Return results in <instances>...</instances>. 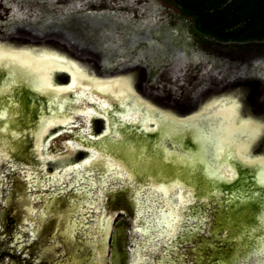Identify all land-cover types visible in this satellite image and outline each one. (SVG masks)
Here are the masks:
<instances>
[{
	"label": "snow or ice",
	"instance_id": "6c2138e0",
	"mask_svg": "<svg viewBox=\"0 0 264 264\" xmlns=\"http://www.w3.org/2000/svg\"><path fill=\"white\" fill-rule=\"evenodd\" d=\"M25 81L36 91L51 87L43 82L42 77L34 75L30 62L15 57L9 58L7 63L0 60V134L10 131L13 141L31 134L36 138L35 148L31 150L34 155L39 150L41 133H46V129L55 123L69 122L66 118L58 119L67 101L61 103L59 96L49 99L47 111L50 116L40 114L38 132H33L31 127H27L26 132L10 130V125L19 128L21 119L31 123L17 98V89L23 87ZM124 103L125 106L131 104L127 106V114H116L120 119L114 121L112 137L97 146L99 152L95 163L93 160L84 161L88 167L75 173L74 181L70 176L59 174L41 178L39 170H30L26 154L17 144H11L7 152L4 150V145L10 141L7 136L0 135V172L3 168L12 171L19 169L29 193L59 186L44 198L39 216L32 222L38 230L49 215H58L62 220L67 216L63 233V246L67 249L65 264H104L102 257L107 254L108 237L112 234L111 225L115 215V212L105 210L106 193H115L126 187L133 189L137 206L138 226L134 228V233L139 234V239L134 241L132 253L136 259L132 264H220L213 255H206V251H217L219 245L216 241L222 238L231 244L233 241H243L246 235L250 240L254 237V247L250 253L240 256L235 264H264V235L254 236L257 231L264 232V214L259 217L258 228L240 222V230L236 231V221L229 217L228 224L220 221V227L208 231L213 227L208 212L213 204L239 209L257 197L264 202V193L242 187L243 176L229 163L230 159H239L242 165L255 167L243 160L246 145L240 147L239 151L228 153V148L240 144L242 138L250 140L255 130L250 129L246 122L242 128L230 127L226 132L224 128L209 126L203 118L181 121L160 114L159 140L149 146L142 135L129 139L130 134L141 133L146 128L124 126V121L131 120L132 113L142 112L139 104L131 103V98ZM53 106L59 108L60 112L53 111ZM154 115L151 112L145 114L144 123L153 119ZM232 119L228 118L229 124ZM117 129H123V138H120L121 133ZM187 136L198 145L195 151L184 144ZM169 141L171 150L167 144ZM11 153H16V157ZM10 160H14V163H8ZM76 168L81 169V165H76ZM260 168L258 183L264 186V163ZM138 176L142 178L139 184ZM233 181L239 183L229 193L222 192L218 186L221 182L231 185ZM2 185L3 180H0ZM177 188L181 189L183 195L180 204L172 206L167 194ZM68 189H73L76 195L69 199L67 209H60L56 197ZM160 191L166 193L162 201L156 195ZM221 196H227V199L221 200ZM42 197L43 193L40 196L29 195L28 199L36 203ZM29 211L35 215L36 210L31 206ZM230 232L233 234L230 235ZM208 236L213 239H207ZM120 237L118 229L113 236L116 254L121 253L118 244ZM123 252H128L127 243L123 246Z\"/></svg>",
	"mask_w": 264,
	"mask_h": 264
},
{
	"label": "water",
	"instance_id": "95a60500",
	"mask_svg": "<svg viewBox=\"0 0 264 264\" xmlns=\"http://www.w3.org/2000/svg\"><path fill=\"white\" fill-rule=\"evenodd\" d=\"M11 57L30 62L34 75L42 77L43 82L50 84L51 87L36 91L27 81L23 82L24 86L17 89V98L30 117L31 123L21 119L20 127L14 128L10 125V130L26 132V128L31 127L33 132H38L40 114L50 116L47 111L49 99L52 96H59L62 98L61 103L67 101L58 119L66 118L69 122L55 123L46 129V133H41L38 140L39 150L34 155L31 150L35 148L36 138L31 134L14 141L11 140L10 131L0 134L7 136L10 141L4 145V150L7 152L11 144H17L26 154L30 170H39L41 178L44 175L51 177L59 174L70 176L74 181L75 173L88 167L84 165L85 160H93L95 163L99 152L97 146L112 137L114 121L120 119L116 114H127V106L131 104L125 106L124 102L131 98V103L139 104L142 112L132 113L131 120L124 121V126L146 128V131L141 133L130 134L129 139L142 135L148 140L149 146L159 140L160 114L181 121L203 118L209 126L224 128L226 132L230 127L240 129L247 122L250 129L255 130L254 135L250 140L242 138L240 144L235 147L230 146L228 153L230 155L246 145L243 160L255 167H246L239 159H230L229 163L243 176L242 187L245 190L264 193V186L258 183L262 171L260 165L264 163V77L240 79L226 88L206 92L194 111L181 115L139 95L137 86L143 76V71L139 68L101 77L92 60L74 54L54 40H27L21 37L0 40V60L7 63ZM53 111L60 112V109L53 106ZM149 112L155 115L145 124L144 116ZM229 117L233 118L231 124L228 123ZM117 131L121 133L120 138H123V129ZM167 144L171 150V142ZM184 144L194 151L198 147L190 136L185 138ZM11 155L16 157L17 154ZM8 163H14V160ZM78 164L81 165V169L76 168ZM0 180H3V185L0 186V264H65L67 249L63 246L65 239L63 233L68 222L67 216L62 220L58 215H49L38 230L32 222L38 218L44 198L59 186L53 185L29 193L26 191V182L22 179L19 169L12 171L3 168ZM141 182L142 178L138 176L137 184ZM237 183L239 181H233L231 185L221 182L218 186L222 192L229 193ZM41 193L43 197L36 203L28 199L29 195L40 196ZM132 193L131 187L115 193H106L108 199L105 210L115 212V215L111 225L112 234L108 237L107 254L106 257H102L104 264H132L136 259L132 249L135 246L134 241L139 239V234L134 233V228L138 225L137 206ZM75 195L73 189H68L56 197V203L60 209H67L69 199ZM156 195L162 201L166 193L160 191ZM167 195L171 205L178 206L183 192L177 188ZM220 199H227V196H221ZM30 206L36 210L35 215L29 211ZM208 212L212 217L213 226L209 232L220 227V221L228 224L229 217L235 219L236 231L240 230L238 226L240 222L258 228L259 217L264 214V202L261 197H257L239 209L213 204ZM118 229L121 232L118 241L120 254L115 253L113 240ZM231 234L233 233L230 232ZM260 235H264V232L257 231L254 234ZM206 238L213 239L211 236ZM125 243L128 244L127 253L123 252ZM216 243L219 249L215 252L208 249L206 255H213L220 264H235L240 256L251 252L255 240L254 237L250 240L246 235L241 242L233 241L230 244L222 238Z\"/></svg>",
	"mask_w": 264,
	"mask_h": 264
},
{
	"label": "rangeland",
	"instance_id": "374dc122",
	"mask_svg": "<svg viewBox=\"0 0 264 264\" xmlns=\"http://www.w3.org/2000/svg\"><path fill=\"white\" fill-rule=\"evenodd\" d=\"M189 2L0 0V40H54L76 55L98 60L96 69L103 77L144 66L146 77L137 86L140 95L169 111L188 114L206 92L264 77V35L232 38L235 28L222 32L235 19L227 14L221 20L226 10L211 23L202 18L215 7H230L233 0L210 2L198 16L185 10ZM260 2H234L244 23L238 28H258L263 21Z\"/></svg>",
	"mask_w": 264,
	"mask_h": 264
},
{
	"label": "trees",
	"instance_id": "16d2710c",
	"mask_svg": "<svg viewBox=\"0 0 264 264\" xmlns=\"http://www.w3.org/2000/svg\"><path fill=\"white\" fill-rule=\"evenodd\" d=\"M190 1L188 3V5H185L184 8L185 10L188 12L189 15H193V16H198L200 15L201 11H202V8L204 6H207L210 2H213L214 3H219V2H223V4L225 2H227V0H188ZM237 0H233V4L234 2H236ZM241 3L245 4L247 1H250V0H239ZM187 2V0H186ZM221 2V3H222ZM232 4V5H233ZM232 5H230V7L228 6H225L224 9H221L219 10V7H215L213 9V11H211V14H206V16L204 15L202 18L205 20V21H208V22H212L211 19L213 17H216L217 14L218 15H221L224 13V10H226V12L224 13V15H222L220 18L221 20H223L227 14H230V15H234L235 16V19L234 21L231 23V24H226L224 25L225 28L222 29V32H224L225 30H227L228 28L231 29V28H235V31H234V34L232 36V38H234V35H246V36H249V37H252V36H258V35H264V0H261L260 2V7L259 9H261V17L263 19V21L260 22V25L258 26V28L255 30V28L251 27L250 25H247L246 27H241V28H238V26H240L241 24H244V23H241L243 22V19L241 18V16L239 15V12L237 10V8H234L232 7ZM248 6V5H247ZM208 8H212V6H209ZM223 10V11H222ZM263 10V11H262ZM238 12V13H237ZM258 13V11H257ZM208 15V17H207ZM214 25V24H213ZM262 29V31L260 30ZM232 32V31H231ZM232 34V33H231ZM236 41V40H234Z\"/></svg>",
	"mask_w": 264,
	"mask_h": 264
},
{
	"label": "bare ground",
	"instance_id": "6f19581e",
	"mask_svg": "<svg viewBox=\"0 0 264 264\" xmlns=\"http://www.w3.org/2000/svg\"><path fill=\"white\" fill-rule=\"evenodd\" d=\"M90 15H91V17L93 16V19H95L94 17L96 16V13H93V12H92ZM115 19H116V18H115ZM118 19H119V18H118ZM95 21H96V20H95ZM42 34H45V33H42ZM58 39H60V41H61L62 43H63V42H66L64 39L60 38L59 36H58ZM64 47H65V46H64ZM65 48H66V47H65ZM70 50H71V52H73L74 54L76 53V52L73 51L72 49H70ZM88 59L91 60V58H88ZM93 61H95V63H96V62H97V63L99 62V61L96 60V59L93 60ZM97 63H96V65H95V67H96V68H99V67L97 66V65H98ZM144 69H145V68L142 67L143 75L146 76V71H145ZM139 84H140V83H139ZM139 95H140V92H139ZM141 96H142V95H141ZM142 97H143V96H142ZM143 98H144V97H143ZM172 112H173V111H172Z\"/></svg>",
	"mask_w": 264,
	"mask_h": 264
},
{
	"label": "flooded vegetation",
	"instance_id": "af4514ba",
	"mask_svg": "<svg viewBox=\"0 0 264 264\" xmlns=\"http://www.w3.org/2000/svg\"><path fill=\"white\" fill-rule=\"evenodd\" d=\"M143 68H145L144 66H143ZM146 70V69H145ZM109 76H112V75H109ZM101 77H103V75L101 76ZM105 77V76H104ZM146 76L144 75V78H145Z\"/></svg>",
	"mask_w": 264,
	"mask_h": 264
}]
</instances>
